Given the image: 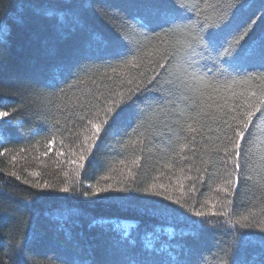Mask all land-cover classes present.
<instances>
[{"label": "trees", "instance_id": "1", "mask_svg": "<svg viewBox=\"0 0 264 264\" xmlns=\"http://www.w3.org/2000/svg\"><path fill=\"white\" fill-rule=\"evenodd\" d=\"M221 13L264 40V0H0V264H264V60L187 35Z\"/></svg>", "mask_w": 264, "mask_h": 264}, {"label": "snow or ice", "instance_id": "2", "mask_svg": "<svg viewBox=\"0 0 264 264\" xmlns=\"http://www.w3.org/2000/svg\"><path fill=\"white\" fill-rule=\"evenodd\" d=\"M181 7H183V5H181ZM150 14L155 15V17L159 19L160 26L162 28L165 25L171 27L176 24V21L168 19L166 13L160 8L150 9ZM48 15H51V13H48ZM204 19L208 20L209 18L205 17ZM227 19L228 17L224 13H221L219 17L212 22V24L204 23L199 28V30H196L195 26H193L187 31V35L192 42H194L197 46L202 48L203 52L207 54L208 58L213 59V61L218 64L227 63V62H231L232 64H240L243 62L253 60L257 56H259L261 60H264V40H261L258 44L250 45L247 48H242L241 44L235 40H231V41L226 40L223 43L219 41V38L217 36V29L221 26H225L227 23ZM61 20L63 21V17L61 18ZM149 23H151V20L148 17L142 18V27L147 28ZM72 25L74 27L79 25L78 17L73 18ZM180 26L187 27L183 23ZM189 47H191V44H189ZM154 81H155V77L149 81V84H154ZM135 91H140L139 85L137 86ZM185 99H187V97H185ZM129 102L133 104L135 103V100H133V90L131 89L129 90L127 101H122L120 104L114 102L113 108H109L107 110L106 115L110 113L111 115L109 116V119L111 120L118 119L125 110V108L127 107ZM148 106L150 107V104ZM203 110H204L203 108H200V112H202ZM3 115H6V113ZM197 115H199V113H197ZM246 115L248 117H251L253 113L249 111L248 113H246ZM238 123L243 125L245 128L247 127V123L245 120H240ZM94 127L96 128L97 132L100 130V127L98 125H95ZM189 130L195 131V129L191 128V126H189ZM237 132L240 137L244 136V133L242 131H239V129H237ZM49 143H51V141ZM236 148L237 149L239 148V144L236 145ZM237 155H239L238 151H237ZM83 158L84 157L81 156V159ZM237 167H239V165H237ZM229 183H231V181H229ZM161 187H163V185H161ZM64 191H68V189H64ZM102 191H106V189H100V188L96 189L97 193ZM145 191L148 190L145 189ZM224 191L227 192L228 188H225ZM158 194L162 195V193H158ZM84 195H88V193L85 192ZM151 211L158 212L162 215H167L170 213H174L176 210L168 205H158L153 207ZM204 215L205 214L203 212L196 213L197 217H203Z\"/></svg>", "mask_w": 264, "mask_h": 264}]
</instances>
